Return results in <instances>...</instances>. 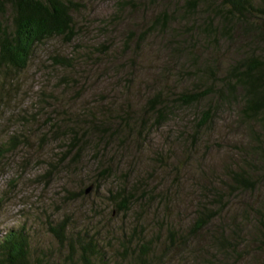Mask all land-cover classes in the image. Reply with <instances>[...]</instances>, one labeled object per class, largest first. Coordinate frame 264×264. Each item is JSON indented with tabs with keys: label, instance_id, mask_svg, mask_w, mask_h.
<instances>
[{
	"label": "rangeland",
	"instance_id": "374dc122",
	"mask_svg": "<svg viewBox=\"0 0 264 264\" xmlns=\"http://www.w3.org/2000/svg\"><path fill=\"white\" fill-rule=\"evenodd\" d=\"M74 1L79 12L71 41L53 37L38 43L24 69L0 73L5 80L0 77V238L23 226L33 264L45 256L79 264L77 258L67 261L68 248L60 247L48 229L66 219L68 235L85 230L94 237L99 250L95 264H264V165L250 167L261 183L248 194L245 212L236 210L232 216L233 205L225 218L214 219L198 235L187 232L198 196H204L196 185L220 188L228 158L248 151L246 132L236 124L226 128L236 122L235 114L218 115L195 144L187 120L197 108L176 107L169 120L155 126L149 109L139 110L152 91L138 83L154 71L138 68V59L130 62L133 68L124 63L132 56L122 49L127 9L120 8L121 0ZM106 41L114 44L106 56L90 55L93 46ZM53 55L70 58L72 66L53 62ZM151 58L146 51L139 62L146 65ZM137 112L145 123L138 138L132 132L127 138L117 134L103 139L107 127L92 123L101 117L112 128L118 117ZM78 117L85 118L77 120L79 127L74 124ZM74 134L79 154L69 151ZM123 184L137 192L126 213L117 212L108 200ZM89 185L92 189L76 198ZM261 209L260 220L256 214ZM158 216L164 221L161 228ZM168 222L178 228L172 243ZM238 226L243 229L237 231L239 245L222 261L210 241Z\"/></svg>",
	"mask_w": 264,
	"mask_h": 264
},
{
	"label": "trees",
	"instance_id": "16d2710c",
	"mask_svg": "<svg viewBox=\"0 0 264 264\" xmlns=\"http://www.w3.org/2000/svg\"><path fill=\"white\" fill-rule=\"evenodd\" d=\"M150 1L121 0L120 5L122 10L128 11L124 19L128 30L122 49L124 53H132L130 61L124 62L125 66L133 68L130 62L138 59V68L142 65L154 71L149 79L138 81L152 91L139 110L149 109L151 120L158 126L169 120L176 107L197 108L198 113L187 120L188 134L192 135L190 142L194 144L217 123L218 115L223 112L226 116L233 113L236 117V122L226 125L227 129L236 124L235 128H241L248 136V151L243 157L240 153L236 158L227 155L230 157L222 168L220 188L196 185L199 194L203 192L204 196L203 200L198 196L189 222L187 232L193 237L214 219H220L221 215L225 218V213L234 206L232 216L245 212L250 192L257 190L261 183L253 176L250 167L264 165V0ZM134 3L136 5L132 8ZM78 5L74 0H0V73L24 69L38 43L53 37L71 41L76 36L74 15L79 12ZM133 10L138 14H133ZM147 10L151 13L145 19ZM131 43L135 45L134 49H131ZM112 46L111 41L99 42L93 46L94 51L90 55L106 56ZM146 51L152 58L143 65L139 60L143 59ZM52 61L72 66L70 58L59 55H53ZM130 78L133 82V74ZM142 117L141 112H137L135 117L126 113L118 117L112 128L101 117L92 123L107 127L101 132L103 139L117 134L127 138L132 132L138 138L145 125ZM78 119L83 121L85 118H76L75 125ZM136 122L139 128L135 126ZM85 129L90 132L88 125ZM72 138L69 151L79 154V138L75 134ZM209 183L213 184L210 179ZM88 187L90 191L91 185ZM86 188H80L76 198L87 194ZM133 188L123 184L109 193L108 200L117 212L129 211L137 195ZM191 189L195 191L194 186ZM257 212L261 220L262 209ZM156 222L159 228L163 227L161 216L156 218ZM48 229L60 247L68 248L67 261L76 262L78 259L79 264H95L94 256L99 254V250L88 231L79 230L76 237L68 235L66 219L48 226ZM177 229L168 222L169 242L175 239ZM237 231L242 232L243 229L240 226L237 230L224 229L216 241H210L209 246L215 248L222 261L231 258L232 251L238 247L241 238ZM141 247H144L143 243ZM29 249L25 228L11 229L0 238V264H33ZM37 264L66 263L45 256Z\"/></svg>",
	"mask_w": 264,
	"mask_h": 264
},
{
	"label": "water",
	"instance_id": "95a60500",
	"mask_svg": "<svg viewBox=\"0 0 264 264\" xmlns=\"http://www.w3.org/2000/svg\"><path fill=\"white\" fill-rule=\"evenodd\" d=\"M89 189H90V187L86 188L85 193H87L89 191Z\"/></svg>",
	"mask_w": 264,
	"mask_h": 264
}]
</instances>
